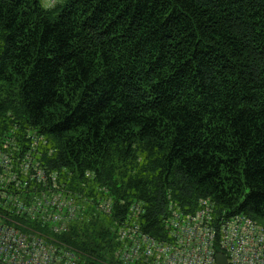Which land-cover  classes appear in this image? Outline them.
Returning <instances> with one entry per match:
<instances>
[{
	"label": "trees",
	"instance_id": "16d2710c",
	"mask_svg": "<svg viewBox=\"0 0 264 264\" xmlns=\"http://www.w3.org/2000/svg\"><path fill=\"white\" fill-rule=\"evenodd\" d=\"M14 126L113 198L58 236L85 264H117L133 201L159 239L201 198L264 226V0H0V141Z\"/></svg>",
	"mask_w": 264,
	"mask_h": 264
},
{
	"label": "built area",
	"instance_id": "2783aa9c",
	"mask_svg": "<svg viewBox=\"0 0 264 264\" xmlns=\"http://www.w3.org/2000/svg\"><path fill=\"white\" fill-rule=\"evenodd\" d=\"M11 128L0 141V263L85 264L58 236L82 218L109 215L111 197L93 172L74 179L71 170L47 165L44 135L27 129L18 138L17 127ZM143 212V204L133 201L113 220L117 264H217L218 252L226 264H264V226L217 211L210 198L199 199L188 213L170 203L163 239L143 231Z\"/></svg>",
	"mask_w": 264,
	"mask_h": 264
},
{
	"label": "rangeland",
	"instance_id": "374dc122",
	"mask_svg": "<svg viewBox=\"0 0 264 264\" xmlns=\"http://www.w3.org/2000/svg\"><path fill=\"white\" fill-rule=\"evenodd\" d=\"M42 3H43V5L44 6H52L53 4H55L57 1H59V0H40ZM45 137V136H44ZM45 139H46V141H47V150H46V152L44 153V159H45V157L46 156H50L52 153H53V149L50 147V142H49V140L45 137ZM49 151H51L50 153H49ZM84 174H82V175H80V176H77L76 175V177L77 178H81L82 176H83ZM97 185V184H96ZM98 186V185H97ZM109 195V194H108ZM110 196V195H109ZM111 197V196H110ZM111 199H112V201H113V198L111 197ZM113 203V202H112ZM105 216H107V215H105ZM75 222H77V221H75ZM75 222H73V223H71V225H73ZM71 225H70V227H71ZM70 227H69V229H70ZM69 231V230H68Z\"/></svg>",
	"mask_w": 264,
	"mask_h": 264
},
{
	"label": "water",
	"instance_id": "95a60500",
	"mask_svg": "<svg viewBox=\"0 0 264 264\" xmlns=\"http://www.w3.org/2000/svg\"><path fill=\"white\" fill-rule=\"evenodd\" d=\"M216 258H217V264H226V260L222 253L218 252L216 254Z\"/></svg>",
	"mask_w": 264,
	"mask_h": 264
}]
</instances>
